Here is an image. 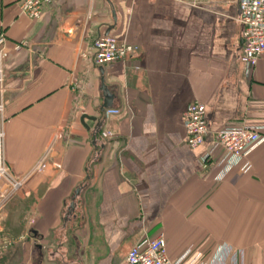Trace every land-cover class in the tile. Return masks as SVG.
<instances>
[{"label":"crops","instance_id":"1","mask_svg":"<svg viewBox=\"0 0 264 264\" xmlns=\"http://www.w3.org/2000/svg\"><path fill=\"white\" fill-rule=\"evenodd\" d=\"M21 1L0 0L5 156L25 180L0 214V264H128L161 235L171 260L227 247L264 264V143L248 174L218 181L214 139L237 124L264 135V59L247 78L240 0H58L37 21ZM102 35L138 50L96 67ZM194 102L210 129L196 149L184 125Z\"/></svg>","mask_w":264,"mask_h":264},{"label":"built area","instance_id":"2","mask_svg":"<svg viewBox=\"0 0 264 264\" xmlns=\"http://www.w3.org/2000/svg\"><path fill=\"white\" fill-rule=\"evenodd\" d=\"M58 0H22L20 9L24 16L32 21L41 19L46 10L56 4ZM182 1V0H177ZM240 23L242 31L241 63L245 67L246 77L252 78L258 62L264 59V0H240ZM9 39L5 32L0 33V212L9 201L21 190L25 180L14 177L5 156L4 108L6 85L4 66L8 57ZM26 41L15 44V50L28 47ZM137 48L126 43H119L114 36H100L94 42V64L96 67L115 62H126L134 57ZM184 125L188 136V144L196 149L205 144L210 134L207 120V108L199 102L192 103L184 113ZM107 139H113L112 132L104 133ZM215 146L222 151L221 165L223 170L218 177L222 181L234 168H239L241 174H248L252 170L249 160L250 153L264 143V135L254 127L237 124L223 129L214 135ZM51 151V150H50ZM50 151L44 156L33 174H42L48 165ZM209 160V159H208ZM208 160H205L206 162ZM205 162V163H206ZM206 167V165H205ZM35 220H32L33 225ZM11 243L6 245L9 246ZM242 259V252H235L231 248L221 247L209 260H201L200 254L192 249L186 250L176 260H171L167 252V241L163 235L156 239H146L129 252L128 264H231Z\"/></svg>","mask_w":264,"mask_h":264},{"label":"water","instance_id":"3","mask_svg":"<svg viewBox=\"0 0 264 264\" xmlns=\"http://www.w3.org/2000/svg\"><path fill=\"white\" fill-rule=\"evenodd\" d=\"M103 89H104V91L106 92V95H107L106 105L103 108V110H105V109L109 108L110 105H112V99L113 98H112V95L109 93L108 89L105 87V85H103ZM88 119H90V117L85 115L82 118V122L85 123V120H88Z\"/></svg>","mask_w":264,"mask_h":264},{"label":"rangeland","instance_id":"4","mask_svg":"<svg viewBox=\"0 0 264 264\" xmlns=\"http://www.w3.org/2000/svg\"><path fill=\"white\" fill-rule=\"evenodd\" d=\"M7 206H8V204H7ZM7 206L0 212V214L5 213L7 211ZM28 223H29V221H28Z\"/></svg>","mask_w":264,"mask_h":264}]
</instances>
